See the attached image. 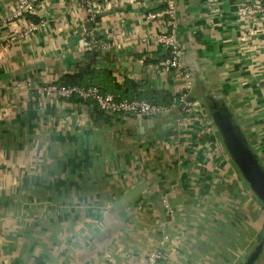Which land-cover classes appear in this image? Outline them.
Masks as SVG:
<instances>
[{
  "label": "crops",
  "instance_id": "0c3cea01",
  "mask_svg": "<svg viewBox=\"0 0 264 264\" xmlns=\"http://www.w3.org/2000/svg\"><path fill=\"white\" fill-rule=\"evenodd\" d=\"M20 1L0 0V264H141L153 252L161 264H264V205L213 121L228 118L264 168V0H175L196 107L177 99L154 118L34 88L72 78L103 94L179 96L147 19L162 0L93 19L80 0H41L45 27L25 35ZM91 35L111 46L85 60L100 52L83 50Z\"/></svg>",
  "mask_w": 264,
  "mask_h": 264
},
{
  "label": "built area",
  "instance_id": "2783aa9c",
  "mask_svg": "<svg viewBox=\"0 0 264 264\" xmlns=\"http://www.w3.org/2000/svg\"><path fill=\"white\" fill-rule=\"evenodd\" d=\"M41 0H21L12 15V19H19L26 21V29L21 34L32 33L45 27V22L39 19L38 22H33L27 19V15H34L37 17V4ZM134 0H80L81 6L87 13L89 19H93L95 13L106 6H116L120 3ZM164 9L154 11L147 14V19L151 21H158L157 33L153 35L158 45L163 47L164 57L159 62L160 69L169 73L170 71H177L182 79L184 89L178 97V102L184 108L194 109L195 102L189 99V90L192 85L190 74L183 70V48L177 37V7L175 0H162ZM251 13L248 8H241L240 15H247ZM20 34V35H21ZM91 39H85L82 47L85 51L92 50H107L110 44L106 41L96 40L94 35ZM19 83H17V87ZM30 87V86H29ZM36 93L48 99H70L72 97L78 98L83 102H92L96 109L106 115H127L137 118H154L163 113L167 108L149 103L145 100L139 99H116L111 94H103L95 87H81L77 85H68L63 82L55 81L45 83L34 88ZM162 255L159 252L151 253L141 264H159Z\"/></svg>",
  "mask_w": 264,
  "mask_h": 264
},
{
  "label": "water",
  "instance_id": "95a60500",
  "mask_svg": "<svg viewBox=\"0 0 264 264\" xmlns=\"http://www.w3.org/2000/svg\"><path fill=\"white\" fill-rule=\"evenodd\" d=\"M100 55H104V52L100 51L88 53L84 58L85 60L92 59ZM213 121L218 127L227 150L234 159L242 176L250 186L253 193L264 205V168L261 166L255 155L249 150L246 143L228 118L216 117ZM141 189L142 187H139L131 191V193L126 195L120 203L124 204L132 200L138 195Z\"/></svg>",
  "mask_w": 264,
  "mask_h": 264
},
{
  "label": "trees",
  "instance_id": "16d2710c",
  "mask_svg": "<svg viewBox=\"0 0 264 264\" xmlns=\"http://www.w3.org/2000/svg\"><path fill=\"white\" fill-rule=\"evenodd\" d=\"M27 19L30 20V21H33V22H38L39 21V19L36 16H34V15H27ZM151 62H153V61H151ZM79 82L80 81L76 82L74 79L69 78L68 85L81 86V85H78ZM85 87H94V86L86 85ZM95 88H97V87H95ZM133 94L134 93L127 94V92H126V95H123L125 97H123L122 95H119V96L118 95H113V96L116 99H119V100L120 99H128V100L139 99V100H145V99L137 98L136 96L133 97ZM178 97H179L178 95H172V94L167 93V92H160L155 97H150L149 99H147L145 101H147L149 103H152V104H156V105L163 106L165 108H168V107H170L178 99ZM159 264H161V263H159Z\"/></svg>",
  "mask_w": 264,
  "mask_h": 264
},
{
  "label": "rangeland",
  "instance_id": "374dc122",
  "mask_svg": "<svg viewBox=\"0 0 264 264\" xmlns=\"http://www.w3.org/2000/svg\"><path fill=\"white\" fill-rule=\"evenodd\" d=\"M220 134V133H219ZM222 137V136H221Z\"/></svg>",
  "mask_w": 264,
  "mask_h": 264
}]
</instances>
